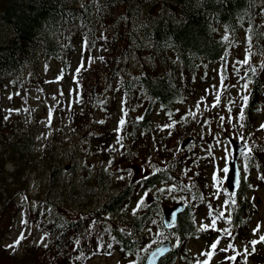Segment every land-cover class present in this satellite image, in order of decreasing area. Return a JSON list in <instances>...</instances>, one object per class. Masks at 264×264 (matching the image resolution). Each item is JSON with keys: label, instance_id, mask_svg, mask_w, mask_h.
I'll use <instances>...</instances> for the list:
<instances>
[{"label": "trees", "instance_id": "trees-1", "mask_svg": "<svg viewBox=\"0 0 264 264\" xmlns=\"http://www.w3.org/2000/svg\"><path fill=\"white\" fill-rule=\"evenodd\" d=\"M101 25L112 31L116 50L104 70L91 62L92 49L105 40ZM242 37L249 54L241 67H246L252 89L240 116V133L251 149L248 167L264 174V133L253 116L263 93L264 0H0L3 112L9 83L19 85L28 73L34 78L44 59L68 62L79 47L89 52L79 81L84 101L79 106L72 102L66 111L65 138L56 134L37 147L34 117L26 118L18 109L2 115L0 227L6 224L2 218L8 208L23 209V218L39 226L45 238L8 248L0 236V264H81L111 248L127 259L122 264H145L147 253L169 237L177 245L157 264H171L180 245L196 233V208L210 204L211 190L205 176H190L199 158L207 157V135L194 131L195 143L175 144L195 127L188 115L180 119L176 106L196 90L229 44ZM99 71L117 80L105 98L98 95ZM116 91L123 111L114 128L99 134L94 110L103 108L110 116ZM156 107L166 111L167 122L148 136ZM134 109L141 115L134 117ZM78 132L84 135L81 145ZM144 151L150 159L145 172L135 176L128 164ZM35 172L44 175V183L32 193L27 181ZM248 187L242 179L228 198V227L240 228L253 210ZM181 200L186 207L168 229L162 208ZM211 213L214 220H226L217 210Z\"/></svg>", "mask_w": 264, "mask_h": 264}, {"label": "rangeland", "instance_id": "rangeland-1", "mask_svg": "<svg viewBox=\"0 0 264 264\" xmlns=\"http://www.w3.org/2000/svg\"><path fill=\"white\" fill-rule=\"evenodd\" d=\"M101 26V34L105 35V40L102 46L97 47L98 51L95 48L92 49L91 62L98 64L95 68L103 67L104 70L105 66L110 64L108 58L112 57L111 54L116 53V50L111 44L112 31ZM248 52V47L243 41L230 43L224 57L212 66L210 72L205 73L207 75L200 79L196 90L184 102L176 106L180 119H183L185 114L188 115L190 124L195 127H190L192 135L182 142L180 138L174 140L175 144L181 143L182 146L185 143L188 145L195 143L197 140L194 131L207 135L205 141L209 149L205 152L207 157L199 158L198 164L194 165L197 171L192 172L190 176L199 179L205 176L206 183L208 181L211 190L210 204L196 208V220L203 229L195 237L180 245L178 253L182 255L172 264H205L208 259L211 261L210 264H223L224 262L235 264V260L238 261L236 264H259L261 261L264 264V242L255 245L250 243L254 240L259 241L260 237L264 236V174L248 167L249 151L241 155L240 159L242 173L249 183L246 192L254 203L253 210L248 213L247 221L240 228L228 227L227 223H219L218 219L216 220L218 231L212 227L215 216L211 211L217 210L225 213L226 217L227 209H229L228 198L231 199L234 195L233 192L228 191L225 182L226 173L223 169L232 156V145L228 135L241 138V110L244 109L246 102L244 97L248 96L251 85L244 71L245 68L241 67V64L248 58ZM102 55L108 57L104 58ZM88 59L89 52L79 47L68 62L54 58L44 59L40 63L37 75H33L34 78H31L28 73L19 85L13 86L9 83L8 88L3 92L2 104L5 113L0 108V123L2 115L6 116V113L18 109L26 118L36 119L37 147H41L45 140L55 137L56 134L60 138H65L69 133V126L65 124L67 119L64 118L66 111L71 109L72 102H76L79 106V101H84V97L80 95L79 81L85 76ZM78 68H80L79 72H77ZM98 76H100L99 83L96 81L98 95L105 98L108 92L117 86V80L115 83L112 82L109 76L103 74V71H99ZM89 79H91L90 75ZM121 104L120 92L116 91L113 106L109 110L110 116L103 108L94 110V121L98 126L95 130L99 134H102L103 130L116 126L118 116L123 111ZM138 114L139 109L132 111L134 117ZM253 116L257 126L264 124V93ZM151 117V128L154 132H158L160 124L167 122V113L162 109L154 110ZM233 121L237 122L236 128L233 127ZM260 130L264 133V128ZM83 136L79 132L75 135L79 145L85 143ZM149 159L144 151L140 158L132 157L128 166L132 168L134 175L138 176L145 170ZM43 183L44 175L35 172L28 178L27 189L33 193V190H39ZM20 197L27 196L22 194ZM32 200L29 198L28 203L31 204ZM22 210L14 211L8 208L6 215L2 218L5 219L6 224L0 227V236L3 245L8 248L11 245L19 248L24 242H41L45 238L39 226L23 218ZM258 226L259 231L254 233L253 230ZM234 235H238L235 240ZM214 243L215 248L212 247ZM246 248L247 251H245ZM229 257H235V259H228ZM126 260L122 259L120 251L111 248L94 253L87 262L81 264H122L121 261Z\"/></svg>", "mask_w": 264, "mask_h": 264}, {"label": "water", "instance_id": "water-1", "mask_svg": "<svg viewBox=\"0 0 264 264\" xmlns=\"http://www.w3.org/2000/svg\"><path fill=\"white\" fill-rule=\"evenodd\" d=\"M233 145L236 148L234 152L233 159L229 162L230 171L227 173V182L230 186L231 190L237 189L240 184V170L237 162V154L245 147V143L242 141H238L232 139ZM237 172H239V184L235 187L232 183V178L236 176ZM185 205L181 202L175 203L173 206H165L163 209V221L166 227L171 228L175 224L179 214L184 210ZM175 214V219L173 220L172 214ZM171 248V244L169 240L163 241L161 244L157 245L153 250L149 252L146 258V264H157L159 259L167 254Z\"/></svg>", "mask_w": 264, "mask_h": 264}, {"label": "snow or ice", "instance_id": "snow-or-ice-1", "mask_svg": "<svg viewBox=\"0 0 264 264\" xmlns=\"http://www.w3.org/2000/svg\"><path fill=\"white\" fill-rule=\"evenodd\" d=\"M246 62H247V61H245V63H246ZM79 71H80V68L77 69V72H79ZM244 99H245V101H247V97H244ZM241 118H243V110H241ZM221 119H223V118H221ZM120 123L123 124L124 121L121 120ZM261 128H264V125H261ZM240 139H243V137H241ZM235 151H236V148H235V146L233 145V152H235ZM248 151L250 152L251 149H248ZM229 171H230V169H229V167H227V166L223 169V172H225V173H228ZM232 183H233V186H234V187H235L236 185L239 184V172H237L236 176L232 178ZM226 203H227V202H226ZM231 203H232V204H235L236 201H235V200H232ZM138 207H139V203H138ZM210 214H211V213H210ZM220 215L223 216V213H221ZM172 218H173V220L175 219V214H174V213L172 214ZM212 223H213V227H214V226H215V221H213ZM257 231H259V226L257 227V229H254V230H253L254 233H256ZM229 235H231V233H229ZM260 242H264V236H261L260 239H259V241H255V240H254V241H251L250 243L253 244V245H255L256 243H260ZM17 243H18V241H17ZM217 243H218V241H217ZM212 247L215 248V247H216V244L214 243V244L212 245ZM222 250H223V251H226V249H222ZM253 250H254V249H253ZM245 251H247V248L245 249ZM228 259L234 260L235 257H229Z\"/></svg>", "mask_w": 264, "mask_h": 264}]
</instances>
